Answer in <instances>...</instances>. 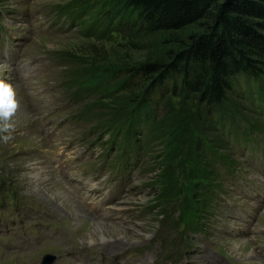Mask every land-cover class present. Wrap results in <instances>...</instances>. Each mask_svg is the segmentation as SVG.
<instances>
[{"label": "rangeland", "instance_id": "obj_1", "mask_svg": "<svg viewBox=\"0 0 264 264\" xmlns=\"http://www.w3.org/2000/svg\"><path fill=\"white\" fill-rule=\"evenodd\" d=\"M123 2L0 0V80L12 85L18 102L11 138L5 141L3 137L9 134L0 132V205L2 202L10 205L6 216H0V264H28L29 257L39 259L46 251H60L59 256L65 259L58 264H82L86 255H105L137 247H151L156 251V244L163 247L164 253L189 248L188 252L193 254L195 251L191 248L196 249L193 238L197 232L203 237L208 234L215 238L214 254L220 258L236 264L249 263L264 247V203L253 200L257 189L246 182L257 175L264 179V164H260L257 142L246 133L264 144V110L260 111L259 104L246 99L245 87L240 81L229 94L232 111L227 113L241 120L236 124L218 122L215 111H206L194 97L182 102L167 96L155 111L163 133L152 144L148 143L147 149L142 141L141 115L134 121L131 119L132 126L138 124V129L134 137L126 140L127 144L122 141L124 133L120 130L112 138L115 126H108L107 121L121 115L130 119L138 111L132 105L125 114L127 102L120 98L124 97L123 92L114 91L117 73L150 61L169 63L186 44L187 36L201 32L205 25L153 35H138L126 23L121 24L123 28L112 30L116 14L123 15L120 9ZM74 11H81L80 17L70 21L68 12ZM260 33L264 35V31ZM204 112H207L204 124L197 126L194 117ZM236 134L243 137L241 147L228 143L229 136ZM185 139H203L208 143L219 139L223 144L222 149L209 153L208 157L217 176L209 183L211 186H206L211 195L206 200L208 209L195 211L191 225L188 224L191 220L183 217L188 230L179 208L174 207L169 215L178 223L175 228L170 227L169 219L160 221V217L154 219L146 213L161 190L156 181L158 158L148 157L163 154L167 143L178 147ZM248 149L252 151L247 152ZM115 159L129 173L121 174V177L127 175L126 185L119 190V201L109 210L118 221H105L81 209L74 187L78 183L85 195L89 193L87 183L116 190L119 179L95 166ZM171 165L180 197L188 195L191 182L183 173L190 170V159L181 153ZM92 166L96 167L95 174L89 172ZM59 191L80 208V217H74L54 200L53 194ZM224 202L229 210L223 208ZM251 204H257L258 210L251 212L242 208ZM255 212L254 227L259 230L258 234L235 239H221L217 235V218L226 217L235 224L233 220ZM90 218L109 226L102 231L109 239V246L104 248L102 242L87 243L86 235L92 231ZM31 224L42 226L39 237L46 248L25 255L14 252L16 245L31 242L32 246ZM55 230H60V235L52 242L47 236ZM120 240L124 243L118 247L111 245ZM9 242L14 246L4 249ZM251 252L255 253L252 257L239 255ZM146 258L141 256L139 263Z\"/></svg>", "mask_w": 264, "mask_h": 264}, {"label": "trees", "instance_id": "obj_2", "mask_svg": "<svg viewBox=\"0 0 264 264\" xmlns=\"http://www.w3.org/2000/svg\"><path fill=\"white\" fill-rule=\"evenodd\" d=\"M120 9L124 16L116 14L112 30L123 28L121 24L126 23L138 35H153L205 25L201 32L187 36L186 44L169 63L150 61L117 73L114 91L123 92L124 97L120 98L127 102L125 114L132 105L138 111L130 119L121 115L107 121L108 126H115L112 138L120 130L124 133L122 141L130 140L138 129V124L132 126L131 119L134 121L141 115L143 145L152 144L163 133L155 111L167 96L182 102L194 97L206 111H215L218 122L236 124L241 120L227 113L232 111L229 94L240 81L244 84L246 99L259 104L260 111L264 110V35L260 33L264 31V0H124ZM80 12H68V19H78ZM206 113L195 115L194 124H204ZM163 148V154L148 157L161 162L157 161L156 174L161 190L146 213L154 219L160 217V221L169 219L170 227L175 228L178 223L169 215L176 207L181 218L187 216L191 220L188 224H194V212L208 209L206 200L211 195L206 186H211L209 183L216 179L209 153L215 154L223 144L219 139L209 143L203 139H185L178 147L167 143ZM181 153H186L192 163L190 170L183 173L191 187L188 195L182 197L171 165ZM182 221L188 230L187 222L184 218Z\"/></svg>", "mask_w": 264, "mask_h": 264}, {"label": "bare ground", "instance_id": "obj_3", "mask_svg": "<svg viewBox=\"0 0 264 264\" xmlns=\"http://www.w3.org/2000/svg\"><path fill=\"white\" fill-rule=\"evenodd\" d=\"M53 198H54V200H56L57 203L60 204V206L62 205V207L65 210H67L68 212H70V214H72L74 217H80L82 215L81 214L82 212H80V208L73 201H71L69 199V197L65 193H63L62 191H59V192H56L55 194H53ZM90 222H91L90 224H91L92 231H91V233H88L86 235L87 243L90 244V245H95V244H99L100 242H102L104 248L106 246H109L108 237L105 234H102V231H104L106 228H109V226H105L106 223H104V222H102V221H100V220H98L96 218L91 219ZM122 242L120 240V241H117L116 243H112L111 245L115 246V247L116 246L118 247ZM236 255H238V254H236ZM239 255H240V257H241V255L248 256V257L251 256L252 257V256L255 255V253L254 252H251L249 254H242L241 253Z\"/></svg>", "mask_w": 264, "mask_h": 264}, {"label": "clouds", "instance_id": "obj_4", "mask_svg": "<svg viewBox=\"0 0 264 264\" xmlns=\"http://www.w3.org/2000/svg\"><path fill=\"white\" fill-rule=\"evenodd\" d=\"M17 110L18 102L12 85L0 80V132L9 134L3 137L5 141L11 138L10 133L14 130L12 118Z\"/></svg>", "mask_w": 264, "mask_h": 264}]
</instances>
